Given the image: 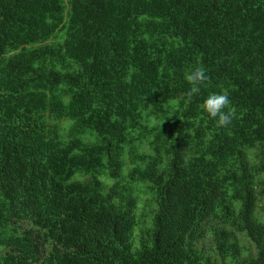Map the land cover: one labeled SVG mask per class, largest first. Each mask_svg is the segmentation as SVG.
Returning <instances> with one entry per match:
<instances>
[{
  "label": "trees",
  "instance_id": "1",
  "mask_svg": "<svg viewBox=\"0 0 264 264\" xmlns=\"http://www.w3.org/2000/svg\"><path fill=\"white\" fill-rule=\"evenodd\" d=\"M0 264H264V0H0Z\"/></svg>",
  "mask_w": 264,
  "mask_h": 264
},
{
  "label": "clouds",
  "instance_id": "2",
  "mask_svg": "<svg viewBox=\"0 0 264 264\" xmlns=\"http://www.w3.org/2000/svg\"><path fill=\"white\" fill-rule=\"evenodd\" d=\"M185 79L192 85V93L199 92L200 86L208 79L206 69L203 66H196L185 72ZM230 102L226 93H213L205 98L203 107L210 117L217 118L218 126H225L230 123L234 116L233 112L226 110Z\"/></svg>",
  "mask_w": 264,
  "mask_h": 264
},
{
  "label": "rangeland",
  "instance_id": "3",
  "mask_svg": "<svg viewBox=\"0 0 264 264\" xmlns=\"http://www.w3.org/2000/svg\"><path fill=\"white\" fill-rule=\"evenodd\" d=\"M247 237V236H246ZM252 243H250L248 240ZM247 239L246 238H244V241H245V243L253 250V246H254V244H253V242L247 237ZM212 237L210 236H208L206 239H205V241H204V244H205V246L207 247V249L209 250V251H211V253L212 254H214V250H213V248H212ZM241 243H242V245L244 244V242H242L241 241ZM253 245V246H252ZM254 249H255V246H254ZM248 250L247 249H243V251H242V253H241V255L240 256H238L237 257V259H234V261H236V260H238V259H240V257H242V256H244V254H246V252H247Z\"/></svg>",
  "mask_w": 264,
  "mask_h": 264
}]
</instances>
